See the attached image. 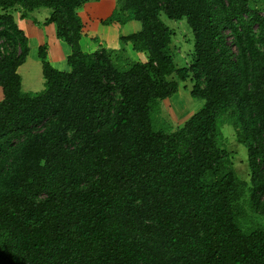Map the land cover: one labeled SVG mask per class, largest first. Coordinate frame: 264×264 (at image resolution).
<instances>
[{
    "label": "trees",
    "instance_id": "16d2710c",
    "mask_svg": "<svg viewBox=\"0 0 264 264\" xmlns=\"http://www.w3.org/2000/svg\"><path fill=\"white\" fill-rule=\"evenodd\" d=\"M100 0H0V264H264V15L253 0H116L103 25L137 21L127 61L80 46L76 10ZM45 24L69 49L68 71L37 50L42 89L23 91L28 39L12 13ZM192 35L176 67L172 31ZM189 80L202 106L158 130L159 103ZM226 122L246 150L249 187L221 148Z\"/></svg>",
    "mask_w": 264,
    "mask_h": 264
},
{
    "label": "rangeland",
    "instance_id": "374dc122",
    "mask_svg": "<svg viewBox=\"0 0 264 264\" xmlns=\"http://www.w3.org/2000/svg\"><path fill=\"white\" fill-rule=\"evenodd\" d=\"M115 3L116 0H100L97 2L89 1L77 9L79 11V14L77 15L81 17V24L84 29L82 35L83 40L81 42L83 47L81 48H83L84 52L87 51L90 53L99 49H106L110 51L113 55L119 56L122 60L126 59L127 61L141 62L145 60L144 53L134 52L131 50L130 45L126 44L122 46L118 42V38L120 36L128 35L130 33L138 31L140 29L139 22L128 21L124 24H101V21L106 19L114 10ZM250 6L254 9L261 10L260 13L264 15V0H253ZM37 11H39L36 12L38 15H41L43 11H45L44 14H46L48 17V10L41 9ZM76 13L78 12L76 11ZM86 13L96 19H91L88 21L85 18ZM160 19L172 31L170 52L175 66H187L192 56V35L190 29L185 23V20L183 18L176 21L168 20L162 14H160ZM34 26H37L40 31L43 30V28L38 26V23H35ZM44 33L50 37L49 40L42 42L40 45L45 47L46 54L49 50L50 52L52 51V45L54 51L58 52L62 51V47H66L64 44H62L61 48L59 46L56 49L55 46L57 45V42L54 41L56 38L55 29L53 25L50 26V28ZM51 33L53 35L52 38ZM38 34L41 35V37H39ZM42 36H44V34L40 32H34L31 35H28L29 44L34 50L35 48H37L36 45H39L42 41ZM52 39L53 44L50 43ZM56 41H58V39H56ZM37 50L38 48L36 49V52H33V56H29V61H31L32 59L36 60ZM62 56V54L57 53L54 54L53 58L51 59L52 61H55L59 58H62ZM38 63L40 64L39 60ZM53 66L55 65L53 64ZM27 73L30 74V71L27 70ZM28 84H30V82ZM37 86L38 88L36 90L40 91L42 89V79L41 82L37 84ZM190 87L191 83L188 79L184 82H180L178 86V91L170 98L164 99L159 103L158 115H156V118H153V126L156 130H158L161 125L163 126V122L166 123L164 124V126L167 125V127H165L170 131L181 127L183 122H185L193 113H195L202 106L203 102L200 99H194L189 96ZM219 133L222 136L221 148L226 152L227 157L231 162L237 177L247 183L249 187L250 170L247 164L245 148L239 143H237L234 136V131L225 121L221 124L219 128ZM250 194L251 192L249 191V188H247L241 199V204L244 208L246 216L245 220H240V225L244 230L257 226L264 227V217L256 215L249 207Z\"/></svg>",
    "mask_w": 264,
    "mask_h": 264
},
{
    "label": "crops",
    "instance_id": "0c3cea01",
    "mask_svg": "<svg viewBox=\"0 0 264 264\" xmlns=\"http://www.w3.org/2000/svg\"><path fill=\"white\" fill-rule=\"evenodd\" d=\"M76 11L78 12L77 14H79V11L78 10H76ZM36 12H39V11L36 10V11L32 12L31 17L36 20V22L38 23V26L43 28L42 31H40L37 26H34V24L31 22L30 19H20L19 18V13L17 11H14L12 13V17H13L15 23L17 24V26L21 30H23L24 34L26 35V37L28 39L29 53L26 56V60H25L24 64L19 66L18 69H17V73L19 74V76L21 78L22 90L26 91V92H28V91H31V92L37 91L36 90L38 88L37 84L41 82V73H40L41 70H40V65L38 63V60L36 58V60L32 59L31 61H29V56H33V52L34 51L36 52V49L41 45L42 42H44L46 40H49L50 37L47 34H45L44 32L46 30H48L50 28V26L53 25V24H45V19L47 18V15L44 14L45 11H43V13L41 15H38ZM79 18L81 20L80 16H79ZM85 18L88 21L91 20V19H96V18L88 15V13L85 14ZM81 22H82V20H81ZM83 30L84 29L82 28V35H83ZM34 32H40V33L44 34V36H42V41L40 42L39 45L38 44L36 45L37 48H35V50L30 46L29 38H28V35H31ZM38 36L41 37V35H39V34H38ZM52 36L53 35L51 33V38H52ZM122 36H125V35H122ZM82 40H83V37L81 36V39H80V46L81 47H83L82 43H81ZM54 41L57 42L56 43L57 45L55 46L56 49L59 46L61 48V45L64 44L60 40L56 41V39H55ZM50 43L53 44V39L51 40ZM65 48L62 47V51L58 52V51H54V48H53V45H52V51L50 52V50H49L48 53L46 54L47 55V61L49 62V64L53 68H55V69H57L59 71H68L67 66H66V57L69 54V50H68L67 46ZM81 49L83 50V48H81ZM57 53L62 54L63 55L62 58H59L58 60L52 61L51 58H53L54 54H57ZM87 53H90V52H87ZM35 57H36V54H35ZM145 61H146V56H145V60H143L141 62H145ZM52 62H53V64L55 66H53ZM27 70L30 71V74L27 73ZM29 82H30V84H28ZM42 82H43V80H42ZM34 85H36V86H34ZM28 89H31V90H28ZM1 98H2V95H1V91H0V100H1Z\"/></svg>",
    "mask_w": 264,
    "mask_h": 264
}]
</instances>
